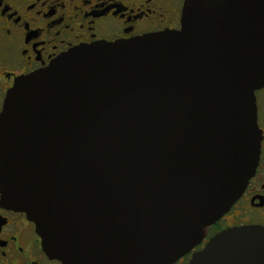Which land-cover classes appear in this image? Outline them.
<instances>
[{"label": "water", "instance_id": "obj_1", "mask_svg": "<svg viewBox=\"0 0 264 264\" xmlns=\"http://www.w3.org/2000/svg\"><path fill=\"white\" fill-rule=\"evenodd\" d=\"M263 87L264 0H184L178 30L76 47L6 96L2 203L64 264H172L254 175ZM186 264H264V226Z\"/></svg>", "mask_w": 264, "mask_h": 264}, {"label": "flooded vegetation", "instance_id": "obj_2", "mask_svg": "<svg viewBox=\"0 0 264 264\" xmlns=\"http://www.w3.org/2000/svg\"><path fill=\"white\" fill-rule=\"evenodd\" d=\"M184 0H0V115L16 81L72 49L181 28ZM262 134L258 166L232 208L172 264H186L219 232L264 226V87L256 91ZM0 264H64L45 252L36 224L6 207L0 193Z\"/></svg>", "mask_w": 264, "mask_h": 264}]
</instances>
